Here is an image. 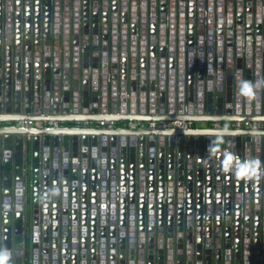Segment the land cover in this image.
<instances>
[{
  "label": "water",
  "instance_id": "1",
  "mask_svg": "<svg viewBox=\"0 0 264 264\" xmlns=\"http://www.w3.org/2000/svg\"><path fill=\"white\" fill-rule=\"evenodd\" d=\"M129 119L197 127L20 125ZM223 122H264V0H0V264H264Z\"/></svg>",
  "mask_w": 264,
  "mask_h": 264
},
{
  "label": "built area",
  "instance_id": "2",
  "mask_svg": "<svg viewBox=\"0 0 264 264\" xmlns=\"http://www.w3.org/2000/svg\"><path fill=\"white\" fill-rule=\"evenodd\" d=\"M101 126H107V127H114L115 122L114 121H102ZM20 125L23 127H43V126H58L57 122H45V121H21ZM124 125L127 128L130 129H137V128H143L146 125H148L151 129H179V130H188L192 127V122L185 121V120H171V121H164V120H158V121H150L148 123H145L140 120H134L129 119L127 121H124ZM229 125H236L240 127L242 124L239 122H223V123H217L218 127L221 126H229ZM248 127L253 129H264V122H252L246 124Z\"/></svg>",
  "mask_w": 264,
  "mask_h": 264
},
{
  "label": "crops",
  "instance_id": "3",
  "mask_svg": "<svg viewBox=\"0 0 264 264\" xmlns=\"http://www.w3.org/2000/svg\"><path fill=\"white\" fill-rule=\"evenodd\" d=\"M58 126H81V127H102L101 126V124L99 123V122H93V123H89V124H87V123H80V124H77V123H59L58 124ZM214 126L215 127H217V128H227V129H232V128H243V127H248L247 125H244V124H242L240 127H238V126H234V125H229V126H221V127H218L217 126V123L216 124H214ZM114 127H125V125H124V122H121V123H116L115 124V126ZM194 127H197V125L196 124H194V123H192V127L191 128H194Z\"/></svg>",
  "mask_w": 264,
  "mask_h": 264
},
{
  "label": "clouds",
  "instance_id": "4",
  "mask_svg": "<svg viewBox=\"0 0 264 264\" xmlns=\"http://www.w3.org/2000/svg\"><path fill=\"white\" fill-rule=\"evenodd\" d=\"M245 84H246L247 87H249V88L254 87L253 84H252V82H250V81H246Z\"/></svg>",
  "mask_w": 264,
  "mask_h": 264
}]
</instances>
